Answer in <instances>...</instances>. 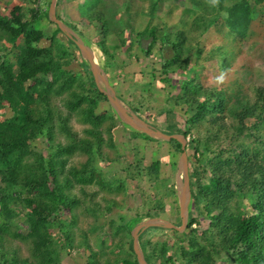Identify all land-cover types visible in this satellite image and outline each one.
Wrapping results in <instances>:
<instances>
[{
  "label": "rangeland",
  "instance_id": "1",
  "mask_svg": "<svg viewBox=\"0 0 264 264\" xmlns=\"http://www.w3.org/2000/svg\"><path fill=\"white\" fill-rule=\"evenodd\" d=\"M238 1L57 0L53 10L65 24L64 32L52 18L53 0H0V21L11 19L18 8L27 29L42 33L35 46L43 51L41 60L51 64L47 75L29 83L35 99L31 121L17 120L13 102L0 99V131L26 143L24 154L3 169L15 168L24 186V179L44 173L51 158L61 190L76 200L63 208L55 198L14 188L9 176L0 173V264H48L44 256L49 254L55 256L51 264L133 261L137 255L129 250L131 239L122 219L139 216V222L177 224L184 156L191 187L187 223L182 230L152 226L140 232L149 245L166 248L165 255L157 252L153 264H242L227 246L228 219L201 216L202 200L197 205L200 197L191 184L196 172L204 183L223 175L231 185L225 202L232 215L249 214L257 201L252 182L264 164V121L253 116L246 121L251 130L239 132V115L235 119L230 111L238 92L248 108L264 106L258 91L264 87V0H245L249 21L243 35L231 32L229 25L230 8ZM149 27L156 29L154 42L139 35ZM79 39L92 49L90 55L113 94L154 130L170 135L171 127L178 126L181 132L172 135L181 138L185 149L150 130L128 127L99 95L90 62L77 48ZM177 41L184 50L170 63L176 69L171 72L163 64L173 58L171 46ZM23 45V38L12 40L0 24V91L10 81L13 100L18 95L9 71L17 73ZM219 99L226 105L218 106ZM205 102L207 109L198 116ZM206 141L213 148L210 163L198 160L197 148ZM247 164L253 168L243 170ZM34 201L55 204L59 221L35 225ZM192 218L200 220L190 230ZM63 230L71 235L69 242ZM189 240L197 241L202 251L193 252Z\"/></svg>",
  "mask_w": 264,
  "mask_h": 264
},
{
  "label": "trees",
  "instance_id": "2",
  "mask_svg": "<svg viewBox=\"0 0 264 264\" xmlns=\"http://www.w3.org/2000/svg\"><path fill=\"white\" fill-rule=\"evenodd\" d=\"M244 4H246L245 0H240L236 4H234L233 8H230L232 10V17H230L231 20H229V25H231L230 31L234 32L236 30H240L237 32V35H243V30L247 29L249 21L247 18V14H245L244 11ZM19 11L20 10L16 8L12 13L11 19H9L8 21H0L1 27H3L8 32V35L12 40L16 41L21 38L24 39V45L21 47V53L17 56V73H14L13 69H10L9 71L11 80L13 79L15 83V88L13 89V91H15L18 95V98L16 99H18L19 104H16L17 100H13L12 98L13 94H11L10 91V81H8L6 84L2 83L3 90L0 91V99H10L13 102L16 114L15 117L17 120L31 121L33 113L31 105L32 103H34L35 99L29 92V83L33 82L39 74L47 75V73L51 70V64L49 62H44L43 60H41L43 51L35 46L36 43H39L41 41L43 37L42 33L37 30L27 29L29 23L22 20V16L18 13ZM191 11L192 9H188V12ZM97 19L98 21H100V17H98ZM213 19L214 20H211L208 23V28L216 21L217 17H214ZM139 35L140 37L142 36L143 39L151 38L154 42V38H156V29H151L150 27L149 29L145 28V30L139 32ZM179 36H181V34ZM141 40L139 44H141ZM171 47L173 49L174 56L171 59H165L163 67L164 69L166 68V70H171L172 72L176 71V69L175 67L169 66L170 63L177 62V58H179L178 52L183 54L184 49L182 48V45H180L179 41L174 44L172 43ZM223 64L224 63L222 62V65ZM97 91L99 92V95L101 97L107 99V97L102 94L98 88ZM258 91L260 93L259 95H261L262 100L264 101V87L258 89ZM234 98V104H231L233 112L230 111V113L231 115L235 116V119H237V115H239L238 120H240L241 122V125L238 127L239 132H243L244 128L251 130L247 127L246 121L250 120L253 116H256L257 120H260L261 122L264 121V106L248 108L249 106H246L243 97H241V92L236 93ZM97 102L98 100L94 101L95 104ZM223 103L224 101H222V99L218 100V106L223 107L224 105H226ZM206 109V102L201 103L197 111L198 116ZM236 109H241V111L244 112L241 114H237ZM171 129L172 131L170 132V135L181 132L178 126H172ZM133 134H135V136L139 135L136 132H133ZM172 141L177 142L178 148L182 149V143L178 142V140ZM24 145H26V143L21 142L17 139H12L11 137H8L5 132L0 131V173L3 172L4 176H9V178H7L8 182L14 188L24 187V189H26L30 193L37 191L44 196H47L48 198H55V200L60 204L61 207L63 206V208H71L76 200L75 198L71 199L70 196H68L63 190H61L62 187L58 183L56 172L57 167L56 165H54V161L51 158L48 166L46 168L44 167V173L36 179H24V186L20 183V174L15 170V168H9L8 171L3 169V167L9 166L11 162H13L16 155L20 153L22 155L24 154ZM91 151L95 153V146H91ZM197 151L200 153L198 159L200 162L207 161L208 163H210L208 154L213 151V148L209 142L206 141L202 145V148H197ZM218 166L222 168V164ZM158 167L159 163L153 165V168L156 171L158 170ZM223 167H225V165ZM250 168L253 167H251L250 164H247L245 165V168L243 170H247ZM238 174L235 175L234 171L233 175L237 177ZM255 176L256 179L252 182V192H256L257 201L255 202V204H253V210L249 214L242 216L232 215V211L226 206L227 202H225V197L230 194L231 185L230 182L226 183V181H224L223 175H215L210 179L208 183H204V180L199 176V172H196L191 181L192 186L195 187L194 193L198 194L197 196L200 197L197 198V205L202 200V204L199 206V212L201 216L207 219H217L218 222H223L224 220L228 219V223L226 224V228L228 231V236H226L228 240L227 246L237 252L238 261H240L242 264H264V164L259 166V170ZM244 184H247V182H245ZM212 190L213 192L219 191L221 193L219 197H217L216 195H212L210 193ZM254 196L255 194H253V198H256ZM34 204L36 206L32 211V215L35 225L37 224V222L43 224L45 222H51L53 220L59 221L56 216V214L58 213V207L55 206V204L49 203L48 205H42L37 201H34ZM140 220L141 217L139 216L129 218L127 220L122 219L121 224L130 236L131 240L129 244V250L134 255H136V253L134 250V237L132 234V229ZM199 220L200 219L198 218H192L190 220L188 229L191 230L192 225ZM60 225H63V222ZM63 233L66 241L69 242L71 240V235L65 230H63ZM143 236V234H140V241L146 261L148 262V264H153V260L155 259L157 252L161 251L162 255H165L166 248L153 246L151 244L149 245L148 242L143 241ZM189 244L193 252L202 251L200 244H198L197 241L189 240ZM150 247L152 251H149ZM182 248L184 247L182 246ZM44 257L46 258V262H48V264H51L55 259V256L51 254ZM208 258L209 257H207L206 259ZM167 261L170 260L168 259ZM122 264H139V262L138 259L135 258L131 262H127L125 260Z\"/></svg>",
  "mask_w": 264,
  "mask_h": 264
},
{
  "label": "water",
  "instance_id": "3",
  "mask_svg": "<svg viewBox=\"0 0 264 264\" xmlns=\"http://www.w3.org/2000/svg\"><path fill=\"white\" fill-rule=\"evenodd\" d=\"M57 0H53L52 3V18L53 20L56 22V24H58V26L61 28V30H63L64 32H67V28L65 27V24L58 20L57 17L55 16V11L54 6L56 4ZM77 46L81 51L82 56L88 60L90 62L91 65V69L95 78V82L97 85V88L99 89V91L104 94L108 101L110 102L111 106L113 107V109L115 110V112L121 116L122 119H124V117L134 121L140 128H143L145 130H150L152 132H155V134H157V136L159 138H162L164 140L167 141H171V140H178L180 142H182L183 144V148L185 149V143H183V141H181L179 138V136L177 135H167L165 133H163L160 130H154V128L148 124L146 121H144L142 118H140L135 112H133L132 110H130L129 108H127L125 106V104L119 99L117 98L113 92L110 90V88L108 86H106V82H105V78L104 76L101 74L100 69L98 68V65L95 63L94 58L92 57V55H90L89 50L86 48V46H84L83 44H81L80 42L77 41ZM185 155V153H184ZM183 162H184V173H185V187L183 189L182 194L180 195V200H181V207H180V214L178 217V221L177 224H170V223H166L163 222L161 220L158 219H152V220H147L145 222H139L136 226H134V228L132 229V234L134 237V250L135 253L137 255V259L139 264H148V262L146 261L145 255L142 251L141 245H140V232L147 227H165V228H170V229H177V230H182L186 223H187V202L189 199V196L191 194V187H190V180L187 176L188 173V164H187V159L184 156L183 158Z\"/></svg>",
  "mask_w": 264,
  "mask_h": 264
},
{
  "label": "bare ground",
  "instance_id": "4",
  "mask_svg": "<svg viewBox=\"0 0 264 264\" xmlns=\"http://www.w3.org/2000/svg\"><path fill=\"white\" fill-rule=\"evenodd\" d=\"M79 41H80V43L81 44H83L84 46H86V48L90 51V52H92V49L82 40V39H79ZM99 55V54H98ZM93 56V55H92ZM104 78L106 79V77L104 76ZM125 122H126V124L128 125V127H130L131 129H140V127L134 122V121H132V120H130V119H128V118H126V117H124V119H123Z\"/></svg>",
  "mask_w": 264,
  "mask_h": 264
},
{
  "label": "flooded vegetation",
  "instance_id": "5",
  "mask_svg": "<svg viewBox=\"0 0 264 264\" xmlns=\"http://www.w3.org/2000/svg\"><path fill=\"white\" fill-rule=\"evenodd\" d=\"M174 140H176V139H174ZM180 142V141H179ZM182 146H183V144H182Z\"/></svg>",
  "mask_w": 264,
  "mask_h": 264
}]
</instances>
